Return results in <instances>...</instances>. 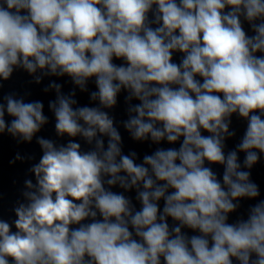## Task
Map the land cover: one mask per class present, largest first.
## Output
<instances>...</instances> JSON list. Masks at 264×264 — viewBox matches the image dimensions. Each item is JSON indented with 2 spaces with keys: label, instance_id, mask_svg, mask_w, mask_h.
I'll use <instances>...</instances> for the list:
<instances>
[{
  "label": "clouds",
  "instance_id": "9594fccd",
  "mask_svg": "<svg viewBox=\"0 0 264 264\" xmlns=\"http://www.w3.org/2000/svg\"><path fill=\"white\" fill-rule=\"evenodd\" d=\"M17 69L35 83L67 76L81 92L91 81L98 106H76V89L55 81L44 89L57 94V136L91 147L36 137L35 183L14 220L0 218V264H264L250 171L264 155V0H0V89ZM121 92L132 140L157 145L139 163L103 110ZM233 115L246 128L226 153ZM48 122L42 102L0 97V134L17 143ZM245 200L256 202L230 222Z\"/></svg>",
  "mask_w": 264,
  "mask_h": 264
}]
</instances>
